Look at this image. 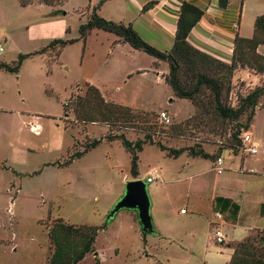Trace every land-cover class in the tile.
<instances>
[{"label": "rangeland", "instance_id": "obj_1", "mask_svg": "<svg viewBox=\"0 0 264 264\" xmlns=\"http://www.w3.org/2000/svg\"><path fill=\"white\" fill-rule=\"evenodd\" d=\"M98 1L104 3L105 17L100 16L119 23L115 11L127 8L124 0ZM87 5L88 0H69L58 8L21 7L18 0H0L4 50L0 62L10 65L20 54L36 53L54 40L74 41L59 56L47 52L27 58L17 73L0 70V264H46L51 249L48 229L59 219L106 226L94 243L99 264H224L226 246L215 242V225L207 233L212 215L204 207L217 191L229 192L249 218L256 216L251 215L254 206L264 204V97L249 129L240 134L251 136L257 153L248 155L240 149L232 155L226 147L235 123L204 118L189 100L176 98L164 82L166 64L160 65L159 76L152 69L154 58L119 45L115 35L94 30L81 38L79 28L89 17L82 8ZM128 10L133 15L131 7ZM253 79L247 82L242 71L234 75L228 96L231 106L235 96L264 83ZM87 85L100 88L105 102L131 108L134 123L83 124L75 120L72 106L64 112L71 96H84ZM162 112L169 123L161 121ZM240 123L246 125L245 116ZM36 124L38 135L30 130ZM145 134L170 151L201 148L215 158H192L184 152L171 159L155 145L144 146L138 154V180L145 182L152 222L163 235H147L144 240L135 211L124 209L107 219L124 196L126 184L134 181L130 154L119 140L107 138L123 135L135 143ZM94 140L102 142L70 165L56 166ZM219 157L220 175L213 171ZM185 159L189 167L184 166ZM153 171L157 177L148 184ZM257 223L263 227L264 217ZM221 231L225 236L231 229ZM94 258L89 254L79 264H94Z\"/></svg>", "mask_w": 264, "mask_h": 264}, {"label": "trees", "instance_id": "obj_2", "mask_svg": "<svg viewBox=\"0 0 264 264\" xmlns=\"http://www.w3.org/2000/svg\"><path fill=\"white\" fill-rule=\"evenodd\" d=\"M67 1L18 0V3L21 7L39 4L58 8ZM219 3L220 7L224 9L227 7L228 0H219ZM154 4V2H150L145 5L143 12L149 10ZM99 6L92 9L87 22L80 26L81 38L85 40L92 31L100 30L115 35L123 44H127L135 51L145 53L154 58L156 62L165 63L168 70L167 75L164 76V82L176 98L189 100L204 118L209 116L223 124L235 123L231 129L226 149L232 155H237V152L242 148L240 134L244 129H249V123L253 121L260 100L264 97V83L244 96H236V103L232 106L228 103V96L231 91L232 80L238 69L247 70L257 77L264 76V55L258 52V48L264 46V15L255 19L252 38H236L231 62L224 63L195 49L188 42L191 30L203 16V11L190 2H183L179 9L174 43L168 51H160L149 45L130 24L105 20L98 14ZM55 13L60 14L61 12L55 11ZM73 43V40H54L36 53L20 54L17 61L10 65L0 62V70L17 73L22 62L27 58L47 52H58L59 56L64 47ZM69 105L72 106L75 120L83 124L100 122L106 125H116L133 124L135 121L136 113L131 108L105 102L100 90L91 85H87L84 96L72 95L70 103L64 105V112L68 111ZM244 116L246 117V125L243 126L240 120ZM107 139L109 141L119 140L123 148L130 154V175L133 180L139 178L138 154L143 151L145 145L157 146L160 151H165L171 155V159L179 158L184 152H187L192 158L210 161L215 158L201 148L170 151L159 142H154L150 134H145L143 139L137 140L135 143L127 140L123 135L108 137ZM101 142V140H94L84 144L80 151H74L67 161L56 166L70 165L74 160L80 159L90 150L98 147ZM219 152L217 156L215 155L216 157L222 151ZM261 208L264 210V205ZM213 209L234 217L239 206L229 199L217 197L214 200ZM103 229H106V226L74 225L65 222L63 219L56 220L48 229L51 249L46 264H79L89 254L95 256L94 264H99L94 243L98 232ZM229 248L232 249V255L227 264H264V228L254 230L240 242L229 244Z\"/></svg>", "mask_w": 264, "mask_h": 264}, {"label": "crops", "instance_id": "obj_3", "mask_svg": "<svg viewBox=\"0 0 264 264\" xmlns=\"http://www.w3.org/2000/svg\"><path fill=\"white\" fill-rule=\"evenodd\" d=\"M115 1L117 2L118 0H106L105 2L108 3ZM98 2V0H88L89 5H87L88 7L86 6L82 8L84 10L83 12L86 11L87 14H90L94 7L101 4H98ZM123 2L127 6V8L121 7L119 12L115 11L116 16H119V23L130 24L145 42L160 51H168L173 46L179 9L182 3L190 2L194 4L203 11V16L196 24V26L191 30L188 36V42L195 49H198L199 51H202L224 63L231 62L236 38H252L254 33L255 19L258 16L264 15V0H228L227 7L224 9L220 7L219 0H124ZM150 2H154L155 4L149 10L143 12V7ZM128 7H131L133 15L128 14ZM103 12L104 3L99 6L98 14L102 15V17H105ZM106 19L109 21H114L109 18ZM116 42L119 45H127L120 42L118 38ZM258 52L260 54H264V46H260L258 48ZM155 63L156 61L153 62L152 69L157 72L156 75L159 74L160 76L162 75V73L159 72L160 65L165 63L157 62L156 66ZM241 71L245 74V78L249 83H253V78L258 79L259 81H261V79H264V76L257 77L252 75L247 70L242 69H238L236 71V74L240 73ZM164 73L166 74L167 70ZM98 89L100 90L102 95H104L102 90L100 88ZM185 160L186 163H184V166L189 167L190 163L187 162V159ZM179 170L180 172L183 171L182 167ZM217 197L229 199L233 203H237V205L239 206L237 214L234 217H231L227 213H222V219L217 220L215 218V213L219 212L213 209L214 200ZM187 202L188 204L190 203L191 208L194 209L193 212L198 214L199 210H197L196 207L193 208L194 205H192V202H190L189 200ZM207 202L208 206L204 207V211L207 214L211 212L210 214L212 215L211 220H209L207 224V233L209 230H211L209 226L215 225L213 238L216 242V230L221 231L223 228L231 229V232L229 234L226 233L225 236L221 231L224 243L219 244L226 246L225 252L227 262H225L224 264H227L232 255V249L229 248V244L240 242L246 239L252 233V231L264 228V226H257V221L264 217V210H262L261 208L264 204L259 205L258 208L254 206L253 213L251 215L256 216L253 219L249 218L248 215L250 214L246 212L244 208L234 200L229 192L217 191L213 196H210ZM182 214L185 215V213ZM166 215L167 214H165V216ZM153 226L155 234L152 236L162 238L163 235L161 233V230H159L154 223ZM192 234V238L195 240V234ZM174 237L176 238V234L174 235ZM143 238L145 240L146 237ZM194 240L188 243L189 247L195 244ZM180 243L184 244L182 240H180ZM189 252L195 255V251H193L192 249H189Z\"/></svg>", "mask_w": 264, "mask_h": 264}, {"label": "water", "instance_id": "obj_4", "mask_svg": "<svg viewBox=\"0 0 264 264\" xmlns=\"http://www.w3.org/2000/svg\"><path fill=\"white\" fill-rule=\"evenodd\" d=\"M135 211L138 217L141 233L144 237L154 235V226L150 215V202L146 191V185L142 180L130 181L126 184L124 196L109 212L110 220L121 210Z\"/></svg>", "mask_w": 264, "mask_h": 264}, {"label": "built area", "instance_id": "obj_5", "mask_svg": "<svg viewBox=\"0 0 264 264\" xmlns=\"http://www.w3.org/2000/svg\"><path fill=\"white\" fill-rule=\"evenodd\" d=\"M4 52L3 48L0 46V56L2 55V53ZM236 98V96H235ZM160 119L162 122L164 123H169L170 119L168 117V115L165 113V112H162L160 114ZM38 125H32L30 127V130H32L34 132V134L38 135L39 134V127H37ZM257 143L254 142L251 138V136L249 134H244L243 137H242V148H241V151L245 154H248V155H254L257 153ZM222 165H223V161L221 158H219L216 163H215V172L217 174H222L223 172V168H222ZM157 171H153L146 179V183L150 184L153 182L154 178L157 177ZM181 213H184V211H181ZM215 218L217 220H221L222 219V215L220 213H215ZM215 238H216V242L218 244H223L224 243V240H223V236L221 234V231L220 230H216L215 231Z\"/></svg>", "mask_w": 264, "mask_h": 264}, {"label": "bare ground", "instance_id": "obj_6", "mask_svg": "<svg viewBox=\"0 0 264 264\" xmlns=\"http://www.w3.org/2000/svg\"><path fill=\"white\" fill-rule=\"evenodd\" d=\"M38 127V126H37Z\"/></svg>", "mask_w": 264, "mask_h": 264}]
</instances>
